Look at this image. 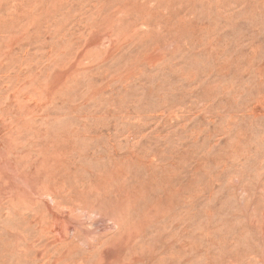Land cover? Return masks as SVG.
<instances>
[{"label": "rangeland", "instance_id": "obj_1", "mask_svg": "<svg viewBox=\"0 0 264 264\" xmlns=\"http://www.w3.org/2000/svg\"><path fill=\"white\" fill-rule=\"evenodd\" d=\"M0 264H264V0H0Z\"/></svg>", "mask_w": 264, "mask_h": 264}]
</instances>
